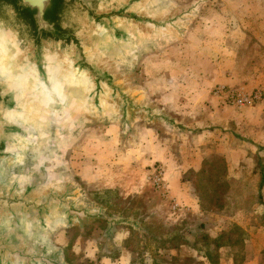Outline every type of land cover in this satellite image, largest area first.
I'll return each mask as SVG.
<instances>
[{
    "label": "rangeland",
    "instance_id": "rangeland-1",
    "mask_svg": "<svg viewBox=\"0 0 264 264\" xmlns=\"http://www.w3.org/2000/svg\"><path fill=\"white\" fill-rule=\"evenodd\" d=\"M150 5L159 17L176 20L167 30L137 35L116 50L114 68L125 84H141L148 91L142 79L149 77L145 60L153 55L177 54L179 72L185 69L188 78L193 69L210 73L214 60L209 53L227 58L228 50L232 70L246 80L213 85L211 97L233 111L264 110V87L256 84L255 73L264 70V0H150ZM186 58L189 63L182 66ZM238 97L247 103L233 101ZM158 111L154 118L126 116L115 106L94 110L73 102L64 115L53 118L40 104L27 107L21 155L8 165V173L46 178L52 187L70 190L78 206L101 216L68 220L59 212L45 226L29 221L23 230L28 243L52 257L53 264H126V254L140 259L138 264H165L161 257L179 254L182 244L197 256H215L223 242L215 229L234 224L228 217L236 211L242 212L238 221L250 222L248 210L262 207L264 198L256 194L264 185V147L244 135L246 128L225 132L227 148L237 144L242 150L231 155L214 142L208 145L212 130L217 144L224 136L219 128L194 130L189 109L178 115L172 106L160 105ZM156 142L168 147V157L177 163L203 158L199 172L187 171L181 179L190 185L198 212L187 213L180 199L169 195L165 170L153 159ZM255 175L259 189L252 181ZM229 236L242 244L238 231Z\"/></svg>",
    "mask_w": 264,
    "mask_h": 264
},
{
    "label": "water",
    "instance_id": "water-1",
    "mask_svg": "<svg viewBox=\"0 0 264 264\" xmlns=\"http://www.w3.org/2000/svg\"><path fill=\"white\" fill-rule=\"evenodd\" d=\"M175 20L159 17L150 0H0V264L54 263L28 243L29 221L45 226L59 212L68 220L101 217L46 178L8 173L21 155L27 107L40 104L54 118L82 102L154 118L118 75L113 57L125 42L163 32Z\"/></svg>",
    "mask_w": 264,
    "mask_h": 264
},
{
    "label": "crops",
    "instance_id": "crops-1",
    "mask_svg": "<svg viewBox=\"0 0 264 264\" xmlns=\"http://www.w3.org/2000/svg\"><path fill=\"white\" fill-rule=\"evenodd\" d=\"M250 20L252 23L257 21L253 18ZM172 53L168 52L146 58L145 63H148V65L145 67L144 73L148 74L149 77L142 80L149 92L146 89L142 90L144 86L141 84H137L138 86L130 84V87L139 94V100L147 104L153 110V113H156V109L158 111L160 105L164 109H169L172 106L178 115L185 113L189 109L188 116L194 118V122L191 124V126H194V130L200 129L202 131L203 125L204 127H210V129L219 128L221 130V132L219 131L220 135L224 134V136L218 139L217 144L212 141L216 131L209 130L211 131L209 135L211 139L208 141V145L214 142L222 150V153L227 154V151H229L233 155L234 151L236 155H241L242 150H239V145L235 144L237 149L235 146L234 148H227L228 137L225 132L229 134V131H232V133L237 134L240 131L242 132L243 128H246L247 131L244 135L252 139L255 145L264 147V110L258 108H245L237 111L225 109L220 107L219 101L210 95L213 85L224 84L232 86L234 83H241L246 80L244 79L246 77L240 73L236 74L232 70V66L229 63L228 50L225 51L227 58L223 54L216 56L209 53L214 60L210 73L208 71L195 72L196 69H193L191 76L188 78L184 76H188L185 74V69H182V74H180L181 71L179 72L178 67L181 66L178 64V55H173ZM188 63L189 60L186 58L183 60L182 66ZM255 73L258 80L256 84L264 87V70H260L259 73L257 70ZM157 75L158 77H156ZM136 87L138 89H135ZM144 91L146 96L143 95ZM152 103L157 105L153 107ZM203 112L204 116L202 115ZM159 113L161 114V112ZM152 151H154V161L161 163L165 170L164 179L168 183V185L167 183L165 185L169 189V195L171 193L174 198L180 199L178 200L180 204H178L182 208H186L187 213L190 210L195 213L198 212V209L193 206L194 197L192 196L190 185L183 183L181 179L187 171L199 172L203 158L195 164L188 160L177 163L178 160L168 157V147L161 146L157 142L154 144ZM252 181L256 183L257 189H259L260 180L256 175L252 177ZM256 195L258 199L264 198V185L260 190H257ZM261 206L259 208L256 205V207L248 210L250 222L238 221V215L242 212L236 211L233 217H228L234 224H224L215 229L223 238L218 255L216 254L217 256L210 254L197 256L194 250L189 249L188 244H182L179 254L171 252L163 255L161 259L165 264H264V221H258V215L260 217L264 215V204ZM211 231L213 233L216 232L210 230V234H212ZM229 231L241 233L243 236L242 244L237 243L236 238H230L231 232ZM240 246H243V250L247 251L246 254L242 253ZM139 260L137 259V262L133 260L131 255L126 254V264H138Z\"/></svg>",
    "mask_w": 264,
    "mask_h": 264
},
{
    "label": "built area",
    "instance_id": "built-area-1",
    "mask_svg": "<svg viewBox=\"0 0 264 264\" xmlns=\"http://www.w3.org/2000/svg\"><path fill=\"white\" fill-rule=\"evenodd\" d=\"M233 101H235L237 104H244V103H247V99H245V98H240V97H238V98H235V99H233ZM156 180L158 181V183H162V178H161V176H158L157 178H156ZM158 185H160V187L162 186V184H158Z\"/></svg>",
    "mask_w": 264,
    "mask_h": 264
},
{
    "label": "bare ground",
    "instance_id": "bare-ground-1",
    "mask_svg": "<svg viewBox=\"0 0 264 264\" xmlns=\"http://www.w3.org/2000/svg\"><path fill=\"white\" fill-rule=\"evenodd\" d=\"M22 82H20V83H24L25 82V80H21Z\"/></svg>",
    "mask_w": 264,
    "mask_h": 264
}]
</instances>
